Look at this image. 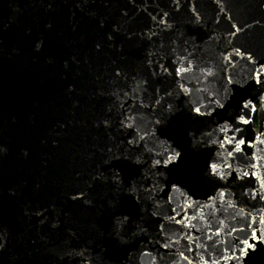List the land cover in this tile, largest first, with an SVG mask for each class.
<instances>
[{
    "label": "water",
    "instance_id": "1",
    "mask_svg": "<svg viewBox=\"0 0 264 264\" xmlns=\"http://www.w3.org/2000/svg\"><path fill=\"white\" fill-rule=\"evenodd\" d=\"M0 264H264V0H0Z\"/></svg>",
    "mask_w": 264,
    "mask_h": 264
}]
</instances>
